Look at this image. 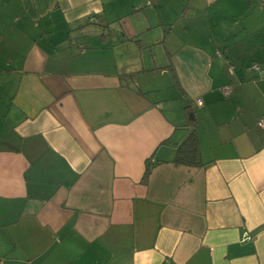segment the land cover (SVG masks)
<instances>
[{
  "label": "crops",
  "instance_id": "crops-1",
  "mask_svg": "<svg viewBox=\"0 0 264 264\" xmlns=\"http://www.w3.org/2000/svg\"><path fill=\"white\" fill-rule=\"evenodd\" d=\"M262 115L264 0H0V264H264Z\"/></svg>",
  "mask_w": 264,
  "mask_h": 264
},
{
  "label": "trees",
  "instance_id": "trees-1",
  "mask_svg": "<svg viewBox=\"0 0 264 264\" xmlns=\"http://www.w3.org/2000/svg\"><path fill=\"white\" fill-rule=\"evenodd\" d=\"M257 65L259 67L258 69H255L253 65H252V68L258 71L259 74H261L262 72L261 67L259 64ZM223 89H228V88L224 87ZM184 113L186 117V122L188 126L192 127V130L186 136V138L177 145L173 162L175 164H184V165H190V166L200 165L198 139H197L196 132H195L196 118L194 116V112L192 111L189 105H186L184 107ZM150 165H151L150 163H146V168L144 170V173L141 179L142 182L147 181V178L150 173Z\"/></svg>",
  "mask_w": 264,
  "mask_h": 264
},
{
  "label": "rangeland",
  "instance_id": "rangeland-1",
  "mask_svg": "<svg viewBox=\"0 0 264 264\" xmlns=\"http://www.w3.org/2000/svg\"><path fill=\"white\" fill-rule=\"evenodd\" d=\"M153 51V53H152V55H151V50H149V49H147V50H144V51H142L141 53L143 54V58H144V60L145 61H147L146 62V66L145 67H147V68H149V67H153L152 65H153V62H152V56H153V54L154 55H156L157 56V65H159L158 67H162V66H165V65H167L168 63H169V61H168V59H167V53H166V51H162V50H158V49H155V50H152ZM120 52H121V54L122 55H126V58H130V57H137V56H134V54L136 53V51H135V49L133 48V49H131L130 51H129V49H127V51H126V48H124V49H121L120 50ZM137 54H138V51H137ZM151 55V56H150ZM138 58V57H137ZM148 60H151V61H148ZM163 74H165L166 75V77H162L161 79H160V87H161V90H159V91H156V92H158L157 94H153V95H151L152 93H145L144 95H145V97L149 100L151 97L152 98H159L160 97V99H162L163 98V95H165L167 98L168 97H171V94H167L166 92H168V90H169V88L170 87H172V79H171V76H170V74H169V72L168 71H164V73ZM167 86H170L169 88H167ZM172 90H174L173 89V87H172ZM150 97V98H149ZM166 98V99H167ZM150 101H152V100H150ZM170 102H173V100H170ZM160 104L162 105L161 107L164 109V110H167V103H165V102H160Z\"/></svg>",
  "mask_w": 264,
  "mask_h": 264
},
{
  "label": "built area",
  "instance_id": "built-area-1",
  "mask_svg": "<svg viewBox=\"0 0 264 264\" xmlns=\"http://www.w3.org/2000/svg\"><path fill=\"white\" fill-rule=\"evenodd\" d=\"M253 67L255 69H258V65L257 64H253ZM224 94L228 93V89H223ZM198 105H201V101L199 99L196 100ZM257 126L260 127L261 129H264V116H261L260 118H258L257 122H256ZM244 239L248 240L250 239V236L248 234L245 233L244 235Z\"/></svg>",
  "mask_w": 264,
  "mask_h": 264
}]
</instances>
